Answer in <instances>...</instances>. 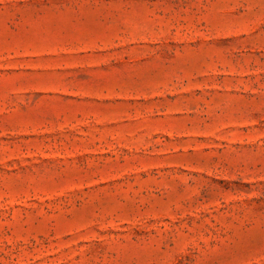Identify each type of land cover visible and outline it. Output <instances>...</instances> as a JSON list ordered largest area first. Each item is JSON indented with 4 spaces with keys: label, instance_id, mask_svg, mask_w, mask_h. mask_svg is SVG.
<instances>
[{
    "label": "rangeland",
    "instance_id": "1",
    "mask_svg": "<svg viewBox=\"0 0 264 264\" xmlns=\"http://www.w3.org/2000/svg\"><path fill=\"white\" fill-rule=\"evenodd\" d=\"M0 264H264V0H0Z\"/></svg>",
    "mask_w": 264,
    "mask_h": 264
}]
</instances>
